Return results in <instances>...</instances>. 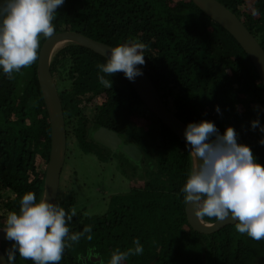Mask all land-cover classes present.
I'll return each mask as SVG.
<instances>
[{
  "label": "trees",
  "instance_id": "obj_1",
  "mask_svg": "<svg viewBox=\"0 0 264 264\" xmlns=\"http://www.w3.org/2000/svg\"><path fill=\"white\" fill-rule=\"evenodd\" d=\"M218 1L243 21L264 49V0ZM56 11L54 33L73 30L112 46L129 38L144 43L145 63L139 66L176 117L186 125L211 120L221 133L232 126L238 143L247 144L257 162L264 165V145L259 143L264 134L250 126L257 116L264 124V85L258 71L235 37L192 0H65ZM45 40L40 38V48ZM69 48L70 88L62 91L57 85L63 106H68L64 113L66 154L74 136L82 149H89L102 162L109 161L104 149H111L92 136L98 127H107L116 131L124 144L133 143L140 149V160L121 152L126 160L135 162L130 167L132 177L143 178L145 183L111 198L107 213L101 217L76 213L68 225L70 232L91 226L93 238L82 237L66 247L58 264H107L115 249L126 251L134 247L132 242L137 238L143 253L122 264H264V240L238 233L235 223L211 234L197 232L189 223L174 229L164 204L180 202L185 207L180 189L193 164L186 144L152 112L145 125L133 120L136 107L149 109L123 72L111 76L100 73L111 80V88L99 83L97 64L107 58L83 46ZM37 63L38 58L12 79L0 71L2 217L5 208L18 211L11 210L16 204L5 199L7 194H15L17 201L27 191L37 200L43 194L46 169L39 167L37 159L48 163L51 124ZM54 64L52 61V72ZM83 102L94 103L93 119L81 109ZM215 106H219V114ZM62 181L56 203L70 211L76 197L70 189H62ZM203 219L216 221L207 216ZM11 243L1 242L2 250L5 252ZM90 255L98 259L91 260ZM15 261L32 264L18 254Z\"/></svg>",
  "mask_w": 264,
  "mask_h": 264
},
{
  "label": "clouds",
  "instance_id": "obj_2",
  "mask_svg": "<svg viewBox=\"0 0 264 264\" xmlns=\"http://www.w3.org/2000/svg\"><path fill=\"white\" fill-rule=\"evenodd\" d=\"M64 2L0 0V71L9 79L37 60L40 38L53 37L52 21ZM145 50L146 45L134 38L113 46L106 62L97 64L99 83L111 88V80L105 75L117 72H123L130 81L141 75L137 66L145 63ZM215 110L220 113L219 106ZM250 126L264 134L259 116ZM184 137L186 148L191 146L188 153L193 164L180 191L195 217L207 216L216 221L230 218L238 233L264 240V165L257 162L251 148L238 143L232 126H226L221 133L214 122L205 119L188 122ZM259 143L264 145V136ZM74 216L75 208L66 211L46 196L37 200L32 191H27L20 198L18 211H9L0 226L5 239L12 242L0 257V264H15L17 254L32 264H58L66 247L82 237L89 241L93 238L91 226L70 232L68 225ZM132 243L134 247L126 251L115 249L107 264H122L130 256L142 254L140 240Z\"/></svg>",
  "mask_w": 264,
  "mask_h": 264
},
{
  "label": "water",
  "instance_id": "obj_3",
  "mask_svg": "<svg viewBox=\"0 0 264 264\" xmlns=\"http://www.w3.org/2000/svg\"><path fill=\"white\" fill-rule=\"evenodd\" d=\"M192 1L235 37L253 61L264 85V49L242 20L218 0ZM60 41L61 43L63 41L67 44L66 46L74 44L83 46L105 58H108L109 52L113 47L112 45L95 40L80 32L62 30L54 33L53 37L47 38L40 48L37 63L38 79L51 124V151L45 170L42 196H46L49 200L54 202H56L58 198L61 173L67 150L65 114L62 100L51 70L52 55L57 43H60ZM66 46H62V48ZM137 67L141 69L142 74L136 76L134 80H129V82L136 89L145 106L186 144L184 137L186 124L176 117L174 112L164 103L159 91L147 73L139 65ZM93 139L111 150L118 151L121 149L122 152L132 160H139L141 157V151L135 144H124L123 139L118 133L107 127H99L93 134ZM190 147L189 145L188 150ZM185 213L190 226L195 231L203 234L214 233L226 225L235 223L230 218L224 221L211 222L203 218L198 219L195 217L190 204H185ZM5 219V217L0 216L2 222H4ZM2 224H0V226H2ZM1 242H10L5 239L3 230H0V244ZM4 255L5 252L0 245V257Z\"/></svg>",
  "mask_w": 264,
  "mask_h": 264
},
{
  "label": "rangeland",
  "instance_id": "obj_4",
  "mask_svg": "<svg viewBox=\"0 0 264 264\" xmlns=\"http://www.w3.org/2000/svg\"><path fill=\"white\" fill-rule=\"evenodd\" d=\"M249 3H247L248 5ZM247 8V6L245 7ZM64 44L62 46H66ZM58 47L54 50L52 61L55 62L53 67V75L59 89L66 90L70 88L69 68L71 67V49L69 46ZM67 97H65V100ZM104 100V97L98 100L99 104ZM67 103V102H66ZM87 103V102H86ZM83 102L80 104L81 109L88 115L90 119L95 116V110H93L94 103L86 104ZM173 105V104H172ZM68 110V106H67ZM146 110V109H145ZM151 111H144V107H136L134 111L133 120L142 125L146 124L149 119ZM143 114V115H142ZM148 114V115H147ZM156 127L159 128V124L154 122ZM93 129V128H92ZM91 129V130H92ZM96 131V130H95ZM92 132V136L95 133ZM72 138V139H71ZM70 138V153L66 154L65 163L61 173L62 189L65 191L71 190L76 197V204L73 208L76 209V213H82L83 215H100L106 212L108 208V202L112 194H119L126 192L133 185L131 182L132 171L131 166L135 164L130 159H125V155L120 151H104L110 156V160L107 162H101L98 157L88 150L82 149V145L77 143L76 139ZM39 167L46 169L44 165L37 159ZM140 186V185H139ZM10 196V197H9ZM14 202V207L11 210H18L17 196L10 193L6 198ZM163 201V200H162ZM164 204V202H163ZM168 207L167 213L173 222L174 229L187 225V216L184 214V208L180 202L176 204H164ZM8 210L5 208L1 214L7 216ZM18 261H15V264Z\"/></svg>",
  "mask_w": 264,
  "mask_h": 264
},
{
  "label": "flooded vegetation",
  "instance_id": "obj_5",
  "mask_svg": "<svg viewBox=\"0 0 264 264\" xmlns=\"http://www.w3.org/2000/svg\"><path fill=\"white\" fill-rule=\"evenodd\" d=\"M53 73V72H52ZM54 76V75H53ZM54 80H55V78H54ZM56 82V81H55ZM56 85H57V82H56ZM58 88V87H57ZM63 96V95H62ZM63 104V103H62ZM63 109H64V113H65V111L67 110V107L66 106H63ZM67 116V115H66ZM66 116H65V119H66ZM65 121H67V119L65 120ZM65 126H66V122H65ZM99 128V127H98ZM97 128V129H98ZM96 129V130H97ZM66 132H67V130H66ZM67 134V133H66ZM67 142H68V139H67ZM102 144V143H101ZM128 144V143H127ZM108 148V147H107ZM121 150V149H120ZM120 150H118V151H120ZM66 153H67V150H66ZM141 158V157H140ZM140 160V159H139ZM102 162V161H101ZM63 170V169H62ZM133 176V175H132ZM131 178V182H133V184H134V186L133 185H131L130 186V189L128 190V191H126V192H123V193H119V194H112L111 196H110V199H109V202L111 201V198H113L114 196H116V195H120V194H127V193H129L130 192V190H132L133 188H135V187H138V188H140L141 186L143 187L144 186V183H145V180L143 179V178H137V177H130ZM140 185V186H139ZM109 202L107 203L108 204V206H109ZM109 208V207H108ZM108 208H107V210H106V212L105 213H107V211H108ZM105 213H103V214H100V215H91V216H103ZM98 257H94V255H90V259L91 260H93V259H97ZM87 259H89V258H85V260H87Z\"/></svg>",
  "mask_w": 264,
  "mask_h": 264
},
{
  "label": "bare ground",
  "instance_id": "obj_6",
  "mask_svg": "<svg viewBox=\"0 0 264 264\" xmlns=\"http://www.w3.org/2000/svg\"><path fill=\"white\" fill-rule=\"evenodd\" d=\"M64 44H65V43H64L63 41H62V43H61V41H60V43L58 42L57 45H56V47H55V49H57L59 46H62V45H64ZM55 49H54V50H55Z\"/></svg>",
  "mask_w": 264,
  "mask_h": 264
}]
</instances>
